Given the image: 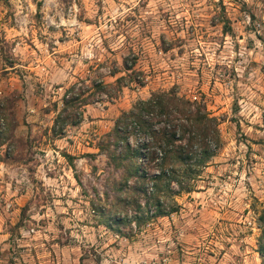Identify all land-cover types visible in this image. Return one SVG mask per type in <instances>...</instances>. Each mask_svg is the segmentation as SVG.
<instances>
[{
	"label": "rangeland",
	"instance_id": "374dc122",
	"mask_svg": "<svg viewBox=\"0 0 264 264\" xmlns=\"http://www.w3.org/2000/svg\"><path fill=\"white\" fill-rule=\"evenodd\" d=\"M170 91L220 147L149 219L114 201L98 144ZM74 98L81 116L55 123ZM3 99L0 264H264V0H0Z\"/></svg>",
	"mask_w": 264,
	"mask_h": 264
},
{
	"label": "trees",
	"instance_id": "16d2710c",
	"mask_svg": "<svg viewBox=\"0 0 264 264\" xmlns=\"http://www.w3.org/2000/svg\"><path fill=\"white\" fill-rule=\"evenodd\" d=\"M123 80L118 78L117 85ZM77 101L75 98L64 101L55 123L62 116L65 118L62 125L76 115L81 116ZM131 137L135 141L133 145L129 141ZM219 147L217 120L210 117L204 106L179 97L174 91L153 93L128 112H122L113 129L98 144L106 157L107 168L119 173L111 182L114 201L121 202L124 209L136 206L138 212L139 200L143 199L151 214L149 219L176 211L175 202L166 209L164 199L168 200V194L172 197L183 191L191 192V183L216 156ZM142 161H147L145 167ZM148 170H154V174L149 175ZM172 185L177 186V194ZM259 223V238L264 241V215L260 216ZM259 254L264 256V243Z\"/></svg>",
	"mask_w": 264,
	"mask_h": 264
}]
</instances>
